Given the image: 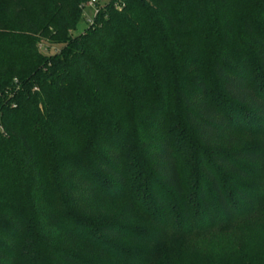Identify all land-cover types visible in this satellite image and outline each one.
Masks as SVG:
<instances>
[{"label": "trees", "instance_id": "1", "mask_svg": "<svg viewBox=\"0 0 264 264\" xmlns=\"http://www.w3.org/2000/svg\"><path fill=\"white\" fill-rule=\"evenodd\" d=\"M89 1L0 0V264H114L152 228L147 264H252L192 239L264 223V0H98L76 36Z\"/></svg>", "mask_w": 264, "mask_h": 264}, {"label": "rangeland", "instance_id": "2", "mask_svg": "<svg viewBox=\"0 0 264 264\" xmlns=\"http://www.w3.org/2000/svg\"><path fill=\"white\" fill-rule=\"evenodd\" d=\"M95 15L96 9L88 4L83 9L82 16L75 29L73 30V34L77 36L85 33L90 24L93 22ZM43 46L46 47L44 48V50L48 51V53L50 54H53L56 49L60 48L59 45L49 46L46 43H43ZM47 48L49 50H47ZM249 142L264 150V136L260 137L257 140H250ZM181 168L184 172L185 184L192 185L194 183L193 177H191V174H193V169L190 168L189 160L186 159L185 156L181 158ZM255 168L257 170V173L260 174L263 178L262 181L258 180L255 182H257L261 187L260 192L264 193V162L257 164ZM49 176L50 175H48V177ZM51 181H53V179H51ZM74 188L79 190L78 186H74ZM81 192L84 194L82 188ZM106 205L109 212L115 208V204L113 201L110 204L108 203ZM95 206L96 205H94V209L93 206H91V208L95 210ZM101 211L103 210L101 209ZM139 218L140 217H138V219ZM141 224L143 226H141V228H137L133 223L134 229L146 230V228H144L146 223L145 225L143 223ZM152 229L153 230L149 231V236L146 235L148 236L146 237V239H151L150 242H147V240H145L144 243L143 241H135V238L124 239L120 241L121 245L120 247H118L119 249L113 252V257H115L114 260L116 261V263L114 264H147V261H152L154 263V258L158 257L161 254V248L155 247L156 242L160 244V241L157 238H160L161 236H158V234L155 233V228ZM139 238L143 239L144 236L140 235ZM154 240L157 241L154 243ZM192 241L193 245H196L202 249L214 248V250H217L221 248V255L223 254L222 258L224 259H227L229 251L228 249L235 246L236 248L242 249L244 251L250 249L254 253L252 259L256 261L252 264H259L264 261V223L258 220L242 221L234 224L233 226L226 227V229H222L208 235L198 236L195 239H192Z\"/></svg>", "mask_w": 264, "mask_h": 264}, {"label": "built area", "instance_id": "3", "mask_svg": "<svg viewBox=\"0 0 264 264\" xmlns=\"http://www.w3.org/2000/svg\"><path fill=\"white\" fill-rule=\"evenodd\" d=\"M88 4L96 9V14L100 11V8L103 6V4H100L98 0H90Z\"/></svg>", "mask_w": 264, "mask_h": 264}]
</instances>
